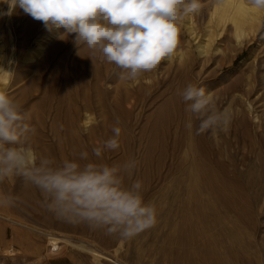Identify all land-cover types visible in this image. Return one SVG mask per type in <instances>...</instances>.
<instances>
[{"label":"rangeland","instance_id":"obj_1","mask_svg":"<svg viewBox=\"0 0 264 264\" xmlns=\"http://www.w3.org/2000/svg\"><path fill=\"white\" fill-rule=\"evenodd\" d=\"M216 1L199 0L201 7L198 12L193 13L195 37L190 36L187 31L188 16L180 21L178 43L170 58L162 60L153 71L144 73L136 81L121 79L122 70L118 67L114 68L111 80L106 86L110 91L106 100L100 103L95 98L97 105L93 111L94 135L91 137V142L95 146L101 145L113 135L114 126L121 127L120 147L115 154L110 152V162H115L123 156V138L128 139L130 141L128 156L137 161L134 179L141 181L143 186V175L149 174V180L145 183L150 186L144 200L145 203L154 205L157 210L155 226L133 238H121L118 235H109L103 229L92 228L86 223L68 222L46 208L42 194H39L35 188L34 197L27 199L24 179L15 178L11 186H0V197L11 198L8 205H0V215L4 218H0L3 227L0 230L2 240L5 231V244L1 242L0 245H9L6 240H12L15 249V254L8 256L2 255L1 252L4 251L5 254L6 250L0 249V264H36L38 256L40 262L43 263L44 260L45 264H203L206 256L198 249L201 238L195 235L194 238L186 241L179 231L183 225L184 207L194 202L190 201L195 193L194 181L198 176L201 177V174L195 170V166L199 163L208 164L215 170V174L218 173L217 186L222 183L219 189L231 200L230 204L225 205L211 186L204 185L198 193L200 202L206 205L212 204L223 216H226L228 222L239 224L244 229L247 239L255 246L249 253L242 255L243 262L238 261L235 264H248L247 258L253 261L249 264H262L264 260V23L255 39L240 46L231 23H227L222 28V25H218V18L212 19ZM7 7V4L3 3L0 9L6 12ZM12 16L14 21L9 26V15H0V47L4 45L7 50L5 65L10 63V90L7 95L18 102L28 93L30 82L39 74L38 64L30 63L25 59L27 53L32 54L36 51L38 53L40 49L38 44H45V51L39 59V62L47 65L45 71L41 73L40 85L44 86L57 71L60 59L67 57L66 60L71 65L78 56V49L73 43L74 34L66 39L58 38L59 34L64 32L63 28L49 31L41 21L31 19L19 7L14 10ZM9 29L13 31L16 47L18 46L17 58L12 54L13 44L9 39ZM210 31L215 35L217 32L222 34L215 38L211 53L200 55L198 45L207 39ZM197 35L199 38L195 40ZM56 46H60V49L56 50ZM83 48L84 46H81L79 53ZM65 51L69 52L68 56ZM183 53L186 57L182 58L180 56ZM102 63L103 60L99 58V65L102 66ZM81 71L83 72L82 69ZM189 83L204 87L212 94L220 108L227 107L231 110L233 119L226 131L197 135L196 121H193L191 132L186 128L185 125L190 117L178 92ZM118 87H121L119 91L116 90ZM33 98L26 104L20 105L27 119L40 102L39 94ZM167 102L168 108L165 107ZM163 107L166 108L164 112H167L163 113V117L166 121L171 120L167 126L170 137L165 139L166 142L157 141L155 151L149 154L150 144L154 141L151 130L159 110L161 111ZM238 115L239 118L245 116L249 124H243L241 119H238ZM52 122V119L48 118L45 143L43 141L38 151L52 144L57 146V142L52 137ZM85 133L89 134L86 129ZM61 135L63 136V132ZM200 136L206 138L207 142L205 153L202 154L199 147ZM54 152L56 153L57 149L54 148ZM104 152L107 153V150ZM203 154L206 158H203ZM220 166H226L224 168L227 171L222 172ZM38 228L43 231L36 234L33 229ZM14 229L19 231V235L21 232L25 233L24 236L14 239ZM53 237L66 240L62 248L55 253L49 250V241ZM221 251L224 252V249Z\"/></svg>","mask_w":264,"mask_h":264},{"label":"clouds","instance_id":"obj_2","mask_svg":"<svg viewBox=\"0 0 264 264\" xmlns=\"http://www.w3.org/2000/svg\"><path fill=\"white\" fill-rule=\"evenodd\" d=\"M11 15L19 7L44 27L64 29L59 39L74 34L78 49L86 47L92 56H99L121 71V79L136 81L153 71L162 60L173 54L184 17L199 11V0H0ZM264 9V0H249ZM91 60L92 58L89 57ZM0 69H3L0 67ZM189 114L186 128L195 134L226 131L233 114L220 108L210 92L193 83L178 92ZM117 125L119 119L116 120ZM27 123L20 105L0 91V182L13 176L22 177L41 192L46 208L57 217L72 223H86L103 229L109 235L133 238L157 223L154 205L145 203L142 183L130 177L137 167L135 159L122 164L87 162L88 152L79 160L34 155L28 142L34 132ZM121 127L112 128L113 135L92 149L101 158L104 151L120 147ZM10 197H0V205H8Z\"/></svg>","mask_w":264,"mask_h":264},{"label":"bare ground","instance_id":"obj_3","mask_svg":"<svg viewBox=\"0 0 264 264\" xmlns=\"http://www.w3.org/2000/svg\"><path fill=\"white\" fill-rule=\"evenodd\" d=\"M1 7H3V3H0V8ZM215 17L216 19L218 18L219 20L218 25L220 26L222 25V28H224L227 23L232 24L235 32V37L238 39L239 45L243 46L248 41L255 39L258 36V33L261 31V28L264 23V9H260L252 6L249 3V0H217L214 10L212 12V19ZM13 18L14 16H12L11 14L9 16V21H8L9 26L10 23L14 21L12 20ZM187 24H188L187 31H189V35L195 37L196 31H195L193 14L188 15ZM9 30H10L9 39L13 44L12 46L10 43V45L13 48L12 54L15 58H17L16 55L17 53H19L17 52L18 46L16 47L15 36L13 31H11V29ZM221 34L217 32V34L215 35L212 31H210V34L207 35V39L204 42L199 43L198 45V50L200 51V55L211 53V48L213 46V42L215 41V38H218L219 35ZM198 38L199 37L197 35L195 40ZM38 45L40 46L38 53H36L37 51L32 54H28L26 52L27 55L25 56V59L30 63L38 64L39 74L36 75L33 81L30 82L31 84H29L28 86V93L22 96L21 99L17 102L19 105L26 104V102H28L36 94H39L40 97V102L38 103L37 106H35V110L32 113L33 115L31 114L32 116L30 115V118L27 119V123L30 125L31 128H34L35 130L34 132L29 134V139H28V142L31 144L33 148L34 155L37 157L40 156L50 157L53 158L57 163H60L65 159L79 160V154L81 152L86 151L89 154V159L87 161L79 160L81 164L87 162H96V163H105L109 165H114V164H122L126 160L132 159L131 156H128V154H130V150L128 151L130 141L126 138H123V144H124L122 147L123 156H121L117 161L110 162L111 161L110 152L111 154H115L116 150L115 151L107 150V153L104 152L101 158H96L92 155V149L93 147H95V145L91 142V137L92 135H94L93 132L94 128L92 127L94 122L93 111L95 110V107L97 105L96 104L97 100H99L100 103H102L103 101L106 100L107 95L110 93L109 89L106 86L107 83H109L111 80L113 69L114 68L116 69L117 66L114 64H109L104 60L102 66L99 65V56H92L90 54L91 53L90 50L84 47L81 53H79L78 56L74 59L73 63H71V65L67 62L66 60L67 57L61 58L57 65V71H55L51 75V77L45 82L44 86H41L40 85L41 73L45 71L47 65L45 63L39 62L40 57H42L45 51V44H41V45L38 44ZM59 49L60 46L58 47L56 46V50ZM5 51H7L5 46L1 45L0 67H2L3 69H0V83L6 85L7 87L6 94H7L10 90V86H9L10 63L8 65H5L6 63ZM65 52H67L66 56H68L69 52L68 51ZM89 57H91L92 60ZM180 57L182 58L186 57L185 53H183L182 56ZM190 60L192 61L191 58ZM81 69L83 70V72L81 71ZM80 71L82 72L83 75L79 73ZM140 87L142 88L143 85ZM120 89L121 87L116 88L117 91H119ZM95 98H97V100H95ZM165 107L168 108V102L165 105ZM165 107H163L161 111L159 110L157 120L153 124L151 132L154 135V141L151 142L150 144L149 152H148L149 154H152L153 151H155L156 148L155 145L157 141L161 140L162 142H164L166 138L170 137L167 126L171 123V120L166 121L165 118L163 117V113L166 112V111L164 112V110L166 109ZM244 117L241 116L239 118L238 115V119H241L243 124H247L246 118ZM48 118H51L53 121L51 131L53 133L52 134L53 139L57 142V146L52 144V146H47L41 151H38V148H40L41 144L45 140V137L47 136L45 135V128ZM85 129L87 132H89V134L85 133ZM62 132H63V136L61 135ZM205 139L206 138H204L203 136L200 138L199 141V147L201 150V153L199 152L200 154L205 153L204 150H206L205 148H207L205 147L207 144ZM54 148L57 149L56 153L55 152L53 153ZM204 156H206L205 154H203V158H206ZM195 164L197 163L195 162ZM224 167L220 166L222 172L226 170V168ZM195 168H196L195 170L201 174V177L198 176L197 180L194 181L195 193L190 201V202L192 201L194 202L188 203L184 207L183 225L179 229V231H181L180 233L183 234L184 240L186 241L190 240V238H194L195 235L201 238L200 240L201 242L198 243L199 245L198 249L204 254V256H206L204 258L203 264H235L238 263V261L243 262L242 255L244 253H249V251L255 248L254 244L249 239H247L244 229L241 226H239V224H237L236 222H232V221L228 222L226 216H223L220 213L219 209L213 206L212 204L206 205L205 203H202L199 200L200 194L198 193L200 189L202 188V186L208 185L213 188V191L215 190L214 192H217V197L221 200V202L225 203V205L230 204L231 202L230 198L227 195H224L223 192L219 189L222 183H220L221 185L219 187L217 186L219 184V182L217 183L218 180L216 178L218 173L215 174L216 173L215 170L211 169L208 166V164L206 165L204 163L202 164L199 163L198 165L195 166ZM148 175H149L148 173L143 175V180H144L142 186L143 199H145V197L147 196L148 189L150 186V184L145 183L147 180H149ZM134 177L136 178L135 170L130 177H125V182L127 184H130L132 181L136 180L134 179ZM15 178L17 180L23 179L22 177L19 176H13L0 182V186H6V187L11 186ZM23 182L25 188V197H27V199H32L34 197L35 195V194L33 195V191H35L34 188L36 189V191L38 190L39 194H41L38 188H36L30 183H27L25 180ZM171 209L172 208H170L169 211H171ZM225 215H227V213H225ZM0 218L3 217L0 215ZM0 228H1L0 230H2L3 228L1 224H0ZM33 231L36 234H39L43 230L38 228V229H33ZM13 233H14V239H16L17 237H22V235L25 234L21 232L20 233L21 235H19L18 234L19 231L17 229H14ZM4 236H5V231L3 232V241L2 238L0 237V243L3 242L5 244ZM12 242L14 244V241ZM65 242L66 240L64 238L53 237V239L49 241L50 252L55 253L56 251H59ZM5 246L8 247L5 251V254L6 252L7 255L15 254V249L11 248L13 247L11 243ZM222 249H224V252L221 251ZM247 262L248 264L253 263V261L248 258H247ZM262 264H264V260H262Z\"/></svg>","mask_w":264,"mask_h":264},{"label":"crops","instance_id":"obj_4","mask_svg":"<svg viewBox=\"0 0 264 264\" xmlns=\"http://www.w3.org/2000/svg\"><path fill=\"white\" fill-rule=\"evenodd\" d=\"M0 229H1V228H0ZM0 237H1V236H0ZM2 241H3V240H2ZM6 242L9 243V244L11 243V245H14L13 242H12V240H10V241H7V240H6ZM7 248H8L7 246H2V245H0V249H2V250H6ZM11 248H13V247H11ZM1 253H2V255H4V256H8V255L4 254V252H1ZM37 255H40V253H39V254L37 253ZM39 258H40V257L38 256V258H37V259H38V262H36V264H45L44 260H43V263H42V262H40V259H39ZM43 259H44V258H43Z\"/></svg>","mask_w":264,"mask_h":264},{"label":"water","instance_id":"obj_5","mask_svg":"<svg viewBox=\"0 0 264 264\" xmlns=\"http://www.w3.org/2000/svg\"><path fill=\"white\" fill-rule=\"evenodd\" d=\"M6 89H7L6 85L0 83V91H4V92H6Z\"/></svg>","mask_w":264,"mask_h":264}]
</instances>
